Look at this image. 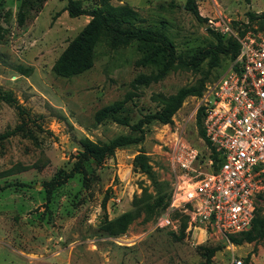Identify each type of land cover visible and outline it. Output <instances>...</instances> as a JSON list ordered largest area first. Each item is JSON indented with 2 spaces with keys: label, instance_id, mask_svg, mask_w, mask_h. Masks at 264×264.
I'll return each mask as SVG.
<instances>
[{
  "label": "rangeland",
  "instance_id": "obj_1",
  "mask_svg": "<svg viewBox=\"0 0 264 264\" xmlns=\"http://www.w3.org/2000/svg\"><path fill=\"white\" fill-rule=\"evenodd\" d=\"M80 1L90 8L99 0ZM109 3L131 6L139 17L135 25L163 35L181 62L200 50L207 55L190 67L141 65L136 42L112 45L102 34L89 67L58 75L53 63L89 17L69 16L66 0H0V91L10 92L28 113L21 117L0 100V264H264V240L234 245L212 233L193 237L180 211L171 215L174 227L155 226L175 187L173 143L178 139L204 151L194 95L169 122L143 124L139 142L116 148L98 165L84 162L45 199L43 182L69 171L82 140L137 136L131 125L158 111L163 96L211 82L231 61L230 52H217L211 65L216 34L223 41L234 37L204 28L183 8L184 0ZM196 6L207 23L221 18L236 37L262 32L244 13L264 12V0H196ZM114 102H121L119 121L98 120V111ZM21 122L22 130L3 135ZM137 154L148 172L133 161ZM260 193L255 204L264 210ZM211 247L217 250L206 259Z\"/></svg>",
  "mask_w": 264,
  "mask_h": 264
},
{
  "label": "built area",
  "instance_id": "obj_2",
  "mask_svg": "<svg viewBox=\"0 0 264 264\" xmlns=\"http://www.w3.org/2000/svg\"><path fill=\"white\" fill-rule=\"evenodd\" d=\"M207 21L211 29L234 37L238 51L197 100L204 155L178 139L172 145L175 187L155 226L174 227L171 215L180 211L191 236L227 239L249 228L257 194L264 190V33L236 37L221 18Z\"/></svg>",
  "mask_w": 264,
  "mask_h": 264
},
{
  "label": "trees",
  "instance_id": "obj_3",
  "mask_svg": "<svg viewBox=\"0 0 264 264\" xmlns=\"http://www.w3.org/2000/svg\"><path fill=\"white\" fill-rule=\"evenodd\" d=\"M183 8L190 12L197 21L201 22V24L206 22V18L201 16L197 10L196 0H184ZM65 10L71 17L86 15L89 19L53 63L52 69L58 75H73L89 67L93 47L102 34L109 37L112 45H125L132 41L136 42L137 49L141 52V56L138 59V62L141 65H167L169 63H175L177 65L190 67V65L197 64L207 55V51L200 50L189 62H181L174 55L171 45L165 40L163 35L158 34L150 28L135 25L139 20V17L137 12L127 4L112 5L109 3V0H99L98 4L91 6L90 8H85L82 6L80 0H66ZM244 14L248 23L256 22L258 27L262 30V33H264L263 11L254 12L247 10ZM21 16L22 12H19V17L21 18ZM248 23L245 24V26L248 25ZM206 29L209 30L208 28ZM210 32L214 33L212 31ZM215 39L216 44L210 51L211 65L216 64L215 59L217 52H230V60H233L238 51L237 42L232 38H227L226 41H223L217 34ZM203 87V80H201L197 87H181L176 92L163 96L162 106L158 111L145 114L136 123L131 125L133 130L139 131L137 136L121 134L112 137L106 142H94L88 139L82 140L81 149L76 151L74 156L75 160L72 162L69 171L57 179L43 182L42 185L45 192V199L47 200L49 198L50 191L53 187L60 185L74 173L81 171L84 162L91 161L98 165L106 156L112 154L116 148L139 142L143 138V124L149 123L152 120H157L161 123L169 122L170 117L180 107L183 100L189 95L199 97ZM0 100L12 105L19 116L28 118L27 111L16 102L10 92L0 91ZM120 105L121 102H114L111 105L101 108L97 113V119L99 120L109 116L115 121H119L115 116V111ZM194 120L198 135L204 140L202 129V108L200 106L195 109ZM23 125V122H21L13 129L6 130L3 135H11L16 131L22 130ZM198 150L202 152L201 156H203L205 150ZM210 150L212 152L210 156L216 160L217 158L213 153V149L211 148ZM133 161L136 163L139 162L138 165L140 166V169L144 172H148V166L146 165L142 154H137L133 158ZM1 189L2 186H0V190ZM261 196V193L257 194V198H260ZM262 202L264 207V198L262 199ZM262 240H264V210L256 206L254 208L249 228L246 231L227 236V241L234 245H239L242 242L255 243ZM216 250V247L209 248L206 253V259L210 258ZM248 257L249 254H247L245 261L248 260Z\"/></svg>",
  "mask_w": 264,
  "mask_h": 264
},
{
  "label": "water",
  "instance_id": "obj_4",
  "mask_svg": "<svg viewBox=\"0 0 264 264\" xmlns=\"http://www.w3.org/2000/svg\"><path fill=\"white\" fill-rule=\"evenodd\" d=\"M202 26H203L204 28H206V27H207V23H206V22H203V23H202Z\"/></svg>",
  "mask_w": 264,
  "mask_h": 264
}]
</instances>
